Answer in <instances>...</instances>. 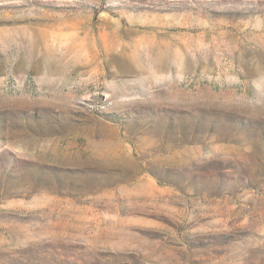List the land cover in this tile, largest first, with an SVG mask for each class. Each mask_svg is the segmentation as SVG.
Returning a JSON list of instances; mask_svg holds the SVG:
<instances>
[{"label":"rangeland","instance_id":"obj_1","mask_svg":"<svg viewBox=\"0 0 264 264\" xmlns=\"http://www.w3.org/2000/svg\"><path fill=\"white\" fill-rule=\"evenodd\" d=\"M0 264H264V0H0Z\"/></svg>","mask_w":264,"mask_h":264}]
</instances>
